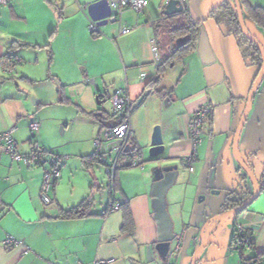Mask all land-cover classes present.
Masks as SVG:
<instances>
[{
	"label": "crops",
	"instance_id": "obj_1",
	"mask_svg": "<svg viewBox=\"0 0 264 264\" xmlns=\"http://www.w3.org/2000/svg\"><path fill=\"white\" fill-rule=\"evenodd\" d=\"M94 1L10 0L0 6V132L12 130L17 150L25 153L31 140L29 123L36 122V137L44 150L39 163L29 166L0 153V204L4 206L0 211V264H92L97 259L107 260V264H188L206 218L202 208L198 213L195 206L190 211L186 208L190 193L203 194L199 198L204 203L223 195L221 205H211L215 215L223 210L230 190L242 187L247 198L252 192L248 179L234 162L232 138L254 75L244 66L233 33L224 26V34L209 16L212 8L223 3L234 7L233 0H181L184 12L170 16L163 14L167 0H146L141 12L127 8L115 24L97 26V31L91 33L86 6ZM243 1L245 25L264 45V33L247 11L249 5L264 7V0ZM188 20L203 26L216 61L222 66L220 82L204 78L196 47L164 62L174 49V40L184 34L182 27ZM122 28L127 31L120 33ZM152 45L163 63L158 69L150 64ZM141 72H145L143 79ZM39 76L50 83L57 102L60 99L58 89L53 87L55 82L60 87L81 85L86 88L85 95L96 90L104 93L106 100L116 89H127L132 134L112 180L98 159L93 140L102 137L114 119L109 114L108 123L93 122L91 111L81 109L79 134L86 130L82 139L75 126L55 118L56 128L61 124V133L66 136V146H60L53 134L49 136L52 124L38 114L50 101L39 98L33 103L24 90ZM73 94L83 99L77 90ZM202 104L211 110L202 121L191 172L184 164L190 150L188 122ZM262 107L257 104L251 118L247 116L240 151L244 159L251 161L258 178L264 173ZM155 125L160 128L166 164L178 166L177 180L166 196L176 239L165 263L157 261L153 249L154 261L146 259V247L153 248L156 241L149 193L152 175L145 167L129 166L135 148L144 162L148 160L147 147ZM92 154L96 159L86 164L84 157ZM51 157L59 159L60 176L49 191L51 204L45 205L40 186ZM92 163L104 168L109 179L105 190L94 177L74 178ZM95 188L101 192L89 202L86 214L63 217L65 210L86 203L88 193ZM113 201H118L120 208L110 211ZM237 225L254 237L252 248L244 256L264 253V178L258 197L206 245L199 264H240L231 248ZM214 227L211 224L205 234ZM6 236L22 241L26 249L6 248L2 244ZM176 240H180V247L173 257L170 252ZM255 264H264V260Z\"/></svg>",
	"mask_w": 264,
	"mask_h": 264
},
{
	"label": "water",
	"instance_id": "obj_2",
	"mask_svg": "<svg viewBox=\"0 0 264 264\" xmlns=\"http://www.w3.org/2000/svg\"><path fill=\"white\" fill-rule=\"evenodd\" d=\"M234 8L236 11L238 23L243 35L251 41L258 48L261 65L259 71L249 89L246 96L244 107L237 123V126L233 133L232 138V151L239 168L243 171L244 178L248 179L252 192L248 198L241 202V204L223 209L219 213L208 216V211H205V216L207 219L200 227L197 236V245L195 246L191 263L197 264L198 258L202 253L203 249L215 237L220 234L226 223L229 220L235 218L240 212L245 210L254 199H256L261 191V181L264 178V173L259 178L254 173L253 164L249 159H244L240 153L238 143L241 130L246 121L247 114L250 110L251 101L256 92L262 78L264 77V47L263 45L249 32L245 25L244 16L241 4L239 0H233ZM183 4L181 0H167L164 4L163 14L166 16L175 15L183 12ZM87 14L91 21H93L97 26H102L108 22L113 23L116 19L111 16V11L107 0H96L89 3L86 6ZM221 31L225 34L226 29L224 25H219ZM188 36H180L174 40V47L178 49L182 44L186 42ZM196 52L199 56L200 62L203 66L202 72L204 78L210 82H220L223 79L222 66L216 61L214 52L210 46L209 39L203 27L199 29V35L196 43ZM99 97H103L99 100ZM32 99V98H31ZM97 104L104 103L106 98L104 93L96 95ZM168 98H165L167 101ZM37 100L32 99L33 103ZM96 115L102 116L101 112H97ZM165 146L161 137L160 128L155 125L152 129L150 143L148 147V160L154 163L152 168V181L150 185V204H151V216L155 223L156 228V241L153 248L150 246L146 247V259L148 262L154 261L152 256V249L156 253L157 261L165 263L167 260L168 253L170 251L172 242L176 239V234L174 232V225L167 207L166 196L169 189L174 185L178 177V166L177 164H166V158L163 156ZM144 164V161H143ZM145 167V164H144ZM143 167V168H144ZM97 188L93 189L86 197V202L93 198ZM201 198H199L200 200ZM210 224H215V227L210 231L209 234H205L207 227Z\"/></svg>",
	"mask_w": 264,
	"mask_h": 264
},
{
	"label": "built area",
	"instance_id": "obj_3",
	"mask_svg": "<svg viewBox=\"0 0 264 264\" xmlns=\"http://www.w3.org/2000/svg\"><path fill=\"white\" fill-rule=\"evenodd\" d=\"M10 0H0V6H6ZM111 16L116 20H119L125 9L130 8L135 12H141L146 5V0H107ZM89 31L96 32L97 25L90 20ZM127 29L122 28L120 33H125ZM160 53L158 49L152 45V59L150 64L158 69L160 65ZM145 72H141L140 77L143 79ZM111 117L114 119V123L107 127L102 137L95 138L93 144L95 146L96 154H98L99 161L104 164L106 173L112 180L114 173L118 167L119 158L124 154L128 147L129 139L132 134V128L129 120V112L131 101L127 93L126 88H118L109 96ZM211 108L207 104L200 105L194 112L192 118L188 122V134L190 140L189 153L184 157V164L189 171L194 170L193 163L196 160V148L200 144V128L204 117L210 112ZM30 131V144L29 149L25 153H21L17 150L15 141L12 137V130L0 132V153L5 152L9 154L16 162H22L26 165L34 164L40 161L43 154V147L37 140V134L39 133V124L36 122L29 123ZM60 163L57 159L51 157L48 160L46 169L43 172L42 182L40 186L41 200L45 205L51 204V198L49 197V191L52 189L54 182L59 178ZM129 166H135L143 168V160L141 158L140 150L133 151L130 158ZM120 208L118 201H113L110 204L109 210L114 211ZM4 209V206L0 204V211ZM218 237V236H217ZM253 235L243 229L242 225H237L234 230V238L231 248L236 251L239 260H242L244 252L250 250L253 246ZM2 244L6 248L25 247L22 241L16 240L11 236H6L2 241ZM180 247V240H176V244L170 255L177 256ZM244 264H251L248 261H243ZM77 264H82L78 262ZM92 264H107V260L97 259Z\"/></svg>",
	"mask_w": 264,
	"mask_h": 264
},
{
	"label": "rangeland",
	"instance_id": "obj_4",
	"mask_svg": "<svg viewBox=\"0 0 264 264\" xmlns=\"http://www.w3.org/2000/svg\"><path fill=\"white\" fill-rule=\"evenodd\" d=\"M244 20H246V17L244 18ZM113 24H115V22ZM201 27H203V26H201ZM239 54H240L241 58L243 59V63H244V66L246 67V69L249 70L250 73H253L252 75H254V78L251 82V85H252V83H253V81H254V79H255L258 71H259L260 65L258 64V62H256L257 60L255 61L252 54H248L246 51H245V53H243V51H241V50H240ZM151 59H152V56H151ZM185 59L186 58H184V60H182L183 63H184ZM246 69H245V73L247 71ZM38 79L39 80L37 82L33 83L32 85L28 84V86H27L28 88H24V90L29 92V98H30L31 102H32V99L38 101L39 98H44V99H47L46 101H50V104L45 105L44 107H41L39 109L40 111L38 114L40 115V117H42L41 119H43V120L47 119V120H45V122L47 124H52L51 125L52 127L50 128L49 136H50V138H52L51 134H53V136L58 140L60 146H64V147L66 146V143H65L66 136H63V134L61 133V124H59L56 128L57 122H56L55 118L56 119L57 118H63V119H65V121L67 123H69L70 126H75L77 128L76 133L80 136V137L79 136L78 137L82 138V139H85L86 130H84L82 134H79L80 132H82L81 130H79L81 124L78 122V116L81 113L80 112L81 109H87L88 111H91L90 114L93 117V119L91 118V120L93 122H98V123L99 122H107L108 123L110 121V119H111V117L109 116V114H111L110 101L106 100L104 103L97 105L96 95L98 94V92L96 90H94V93L92 95H85V93L87 92L86 88L81 86V85H78L77 88H72V86L60 87L61 85L58 82H55L54 83L55 86H53V87H55L54 88L55 90L58 89V91H59V98L58 99H60L59 100L60 102H57V100H55L56 98H55V95L52 91V88L50 87V83L45 82L44 76H39ZM76 90H77V93L83 94L82 100L77 99L75 94H73V92H76ZM248 92H249V90L246 92V94H245L246 96H247ZM263 103H264V77L262 78V80H261V82H260V84L256 90V93H254V96H253L252 101H251L250 110H249L247 116L249 118H251L252 113H253L256 105L259 104L261 107H262V105L264 107ZM263 107L261 108V111L263 110ZM242 110H243V108L241 109V113H242ZM97 112H101L103 115L95 117V114ZM241 113H240V116H241ZM240 116H239V118H240ZM50 118H52V119H50ZM246 119H247V117H246ZM39 123H40V121H39ZM63 123H65V122H63ZM263 124H264V118H263ZM244 125H245V123H244ZM246 127H247V125H246ZM243 128L241 130L240 137H239V143H238V147H239L240 151H241V138L243 137V134H244V132H242ZM241 134H242V136H241ZM52 142H54V141H52ZM51 152L56 153L55 150H52ZM147 154H148V147H147ZM68 155H70L72 157V154H68ZM232 156L234 158L233 152H232ZM124 158H126V157H124ZM234 162L236 163V166L238 167V163L236 162L235 158H234ZM144 164H145V170L149 171V173L152 175V168L154 166V163H152L149 160H146L144 162ZM256 174L259 176L258 172H256ZM82 176H85V177L87 176V177L92 178V179L94 177L95 179H97V181H99L100 183L103 184L104 190L109 186V179H108L106 173H104L103 166L99 163H92L91 168H89V169H86L84 167L83 172H81V174L76 173L74 175V178L75 177L79 178ZM100 192L101 191H96L93 197L96 198L97 196H99ZM190 194H191V197L189 195V197L187 198V201H186V208H189V211H190V209L194 208V206H195V208H197L196 213L200 212L201 208H202L203 210L201 211V214H202V212L204 214L205 211L207 210L208 216L214 215V214H212V210H211V209H213V208H211L212 203L214 205H216V204L221 205V203L224 201L223 195L221 198L219 197V199H214L212 197L213 195H210L209 198H213L210 200L211 202L209 201L208 203H204V201L199 200V197L203 194L196 195V192L193 194L192 193H190ZM206 219H207V217L205 218V220ZM196 220L198 221V214H197ZM205 220H204V222H205ZM230 221L231 220H229L226 224H229ZM210 229H211V224L207 227L205 233H208ZM194 249H195V247H194ZM194 249L192 251V255H193ZM192 255L190 257V262L188 264L191 263ZM167 258H169V256ZM235 259L237 260L236 257H235ZM200 260H201V255L198 258L197 264H199ZM235 264H237V263H235Z\"/></svg>",
	"mask_w": 264,
	"mask_h": 264
},
{
	"label": "trees",
	"instance_id": "obj_5",
	"mask_svg": "<svg viewBox=\"0 0 264 264\" xmlns=\"http://www.w3.org/2000/svg\"><path fill=\"white\" fill-rule=\"evenodd\" d=\"M239 2L243 10L244 1L239 0ZM247 11L251 19L261 28V30L264 33V7L249 5ZM209 16L212 17L218 25H224L225 27L227 26L228 29L233 33L236 39L238 48L241 51H243V53H245L246 51L248 54H252L255 61L257 60L256 62H258V64L261 65V57H260L259 50L255 46V44L249 41L241 32L238 19H237V15H236V11L232 5L228 3H223L220 6L214 7L210 10ZM200 28H201L200 23H194L188 20L187 25H184L182 27V29L185 30L182 36L187 35L188 39L178 49H175L174 47L171 55L165 58L164 62L170 59L177 58L178 56H181V54L184 51H189V50L194 49L196 47ZM91 33H94V32H91ZM162 64L163 63L161 61L158 68H160ZM84 159H85V163L88 164L91 160L96 159V157H95V154H92L89 156H85ZM57 162H59V159H57ZM36 163H39V161ZM246 198H247V193L242 187L232 189L228 192L227 199L222 209L235 207L241 204V202L244 201ZM91 200L92 198L86 203L81 204L78 208L74 207V208L65 210L63 213V217L71 218V217L82 216L86 214L87 213L86 208L89 205V202ZM261 260H264V253H259V254H256L255 256H243L242 260H239V263L244 264L243 261H248L251 264H255L257 262H260Z\"/></svg>",
	"mask_w": 264,
	"mask_h": 264
}]
</instances>
